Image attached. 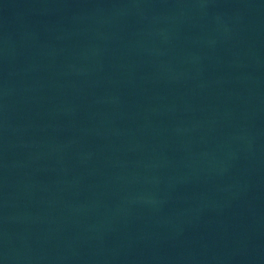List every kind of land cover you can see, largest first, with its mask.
Here are the masks:
<instances>
[{
	"label": "water",
	"instance_id": "obj_1",
	"mask_svg": "<svg viewBox=\"0 0 264 264\" xmlns=\"http://www.w3.org/2000/svg\"><path fill=\"white\" fill-rule=\"evenodd\" d=\"M0 264H264V0H0Z\"/></svg>",
	"mask_w": 264,
	"mask_h": 264
}]
</instances>
